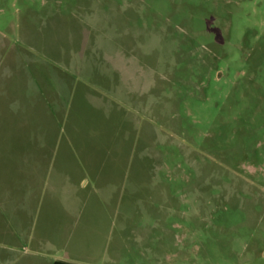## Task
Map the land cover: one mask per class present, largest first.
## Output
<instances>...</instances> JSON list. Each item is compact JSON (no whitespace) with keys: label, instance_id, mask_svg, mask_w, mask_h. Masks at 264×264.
<instances>
[{"label":"rangeland","instance_id":"rangeland-1","mask_svg":"<svg viewBox=\"0 0 264 264\" xmlns=\"http://www.w3.org/2000/svg\"><path fill=\"white\" fill-rule=\"evenodd\" d=\"M0 42L72 75L123 54L159 96L155 175L96 264H264V0H0Z\"/></svg>","mask_w":264,"mask_h":264},{"label":"crops","instance_id":"crops-1","mask_svg":"<svg viewBox=\"0 0 264 264\" xmlns=\"http://www.w3.org/2000/svg\"><path fill=\"white\" fill-rule=\"evenodd\" d=\"M28 47L0 42V264H96V242L131 234L121 194L155 175L158 94L150 106L147 77L123 54L72 75ZM121 247L105 264H125Z\"/></svg>","mask_w":264,"mask_h":264},{"label":"trees","instance_id":"trees-1","mask_svg":"<svg viewBox=\"0 0 264 264\" xmlns=\"http://www.w3.org/2000/svg\"><path fill=\"white\" fill-rule=\"evenodd\" d=\"M55 264H68V263H65V262H56Z\"/></svg>","mask_w":264,"mask_h":264}]
</instances>
